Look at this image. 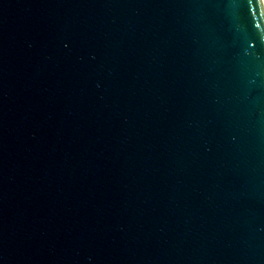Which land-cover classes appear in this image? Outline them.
<instances>
[{"label":"water","instance_id":"water-1","mask_svg":"<svg viewBox=\"0 0 264 264\" xmlns=\"http://www.w3.org/2000/svg\"><path fill=\"white\" fill-rule=\"evenodd\" d=\"M0 264H264V0H0Z\"/></svg>","mask_w":264,"mask_h":264}]
</instances>
